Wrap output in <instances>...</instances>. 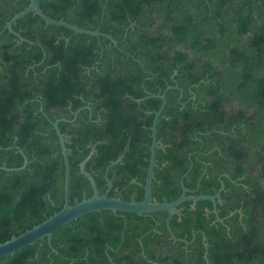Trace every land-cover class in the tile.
Masks as SVG:
<instances>
[{"label": "trees", "instance_id": "1", "mask_svg": "<svg viewBox=\"0 0 264 264\" xmlns=\"http://www.w3.org/2000/svg\"><path fill=\"white\" fill-rule=\"evenodd\" d=\"M28 3L0 0V167L26 160L0 169V243L63 206L56 121L71 205L93 194L80 171L88 156L99 194L109 180L108 197L142 201L162 103L152 95L174 86L156 125L152 199L176 200L181 180L194 196L222 182V222L211 201H186L169 219L175 242L166 212H95L0 264H264V0L40 1L48 17L115 45L33 13L12 26L20 41L3 28Z\"/></svg>", "mask_w": 264, "mask_h": 264}, {"label": "water", "instance_id": "2", "mask_svg": "<svg viewBox=\"0 0 264 264\" xmlns=\"http://www.w3.org/2000/svg\"><path fill=\"white\" fill-rule=\"evenodd\" d=\"M40 1L41 0H29V3L25 9L20 11L19 13H16L13 15L10 20L5 24V27L3 30H8L10 33L15 35L20 41H26L24 38H22L18 33H16L12 26L16 23V21L25 15L29 13H33L34 15L38 16L45 25H53L57 27H64L66 29H69L77 34H84L94 37H106L109 39L114 45L116 44V41L107 34H103L99 32L98 30H86L83 28H80L76 25H73L71 23H68L62 19L55 20L43 13V11L40 8ZM2 30V31H3ZM1 34V32H0ZM31 43V42H29ZM169 90H178L181 93V89L178 86L174 87H167L161 94L159 95H152V97L159 98L161 100V106L159 110L155 113V117L151 126V146H150V158H149V165L147 168L146 178H145V184H144V198L140 202H136L134 200L131 201H123L116 197H108V193L112 187L111 181L107 180L108 188L105 193L99 194L96 185L94 183V180L92 177L85 172L84 166L86 161L89 159V156L83 160L80 164V171L84 174V176L88 179L93 194L89 198H84L81 201L75 202L73 205L70 204V198H69V183H70V174H69V164L67 159V151L64 144V138L62 134L59 131L58 128V122L56 121L53 124L54 130L57 134L60 149H61V155L63 157V163H64V185H63V206L58 211L55 212L53 215L48 217L43 222L39 223L38 225L33 226L32 228L24 231L23 233L12 236L9 240L0 243V259L6 258L9 256L14 255L16 252L22 250L23 248L33 245L34 243L47 239L50 241L52 234L60 229L61 227L65 226L66 224L77 220L78 218L95 213V212H101V211H110L113 214H117L118 212L121 213H131L135 214L137 216H142L144 214L154 213V212H166L168 214L166 219V226L167 230L171 236V238L174 241H180L179 239L175 238L172 234L170 228L168 227V220L169 218L177 212V207L186 202L191 201L193 203L197 201L202 200H208L211 202H215L216 199L220 198V190L223 189V186L220 188L219 192H217L213 196H194L192 194H188V190L184 187L183 182L181 180V194L180 196L172 201V202H166V203H159L152 199L151 194V181L154 174V168L156 167V161H155V149L157 147V138H156V125L158 122V118L165 106L166 103V93ZM120 160V159H119ZM118 160V161H119ZM26 165V160L24 161V164L20 168L16 169H10L6 167H0L3 171H13V170H22ZM214 214L216 215L217 212L214 210ZM217 220L222 222L221 219H218V216H216ZM203 240H205V237H203ZM184 243H186L183 240ZM205 247H207V244H205Z\"/></svg>", "mask_w": 264, "mask_h": 264}, {"label": "flooded vegetation", "instance_id": "3", "mask_svg": "<svg viewBox=\"0 0 264 264\" xmlns=\"http://www.w3.org/2000/svg\"><path fill=\"white\" fill-rule=\"evenodd\" d=\"M157 146H158V142H157ZM227 177V175H223V174H221L219 177H218V180L220 181L221 180V177ZM221 182V181H220ZM223 186V189L222 190H220V188ZM107 187H108V185H107ZM143 188H144V186H143ZM220 188L215 192V194L217 193V192H219V190H220V193L224 190V184L221 182L220 183ZM106 192V191H105ZM188 194H190L189 192H188ZM214 194V195H215ZM210 196V195H209ZM213 196V195H212ZM116 198H119V197H116ZM120 199V198H119ZM220 202V198L219 199H216L215 200V202L213 203L212 202V205H213V210H212V212L214 213V210H216V212H217V208H216V206H217V203H219ZM196 203V202H195ZM195 203H192V205H191V207H194V205H195ZM240 212V211H239ZM173 215H180V210L178 209V207H177V212L175 213V214H173ZM168 216V215H167ZM215 216H217V214L215 215ZM171 218V217H170ZM169 218V219H170ZM167 219V218H166ZM219 219V218H218ZM216 220H217V218H216ZM165 224H166V220H165ZM167 227V226H166ZM168 227H169V220H168ZM169 233V232H168ZM170 235V234H169ZM171 237V236H170ZM172 239V238H171ZM180 240V239H179ZM181 241V240H180ZM180 241H175V242H180ZM183 241V240H182Z\"/></svg>", "mask_w": 264, "mask_h": 264}, {"label": "rangeland", "instance_id": "4", "mask_svg": "<svg viewBox=\"0 0 264 264\" xmlns=\"http://www.w3.org/2000/svg\"><path fill=\"white\" fill-rule=\"evenodd\" d=\"M236 108H237V105L236 104H232V105H227L226 106V110L236 109ZM260 184L264 186V180L263 179L260 180Z\"/></svg>", "mask_w": 264, "mask_h": 264}]
</instances>
